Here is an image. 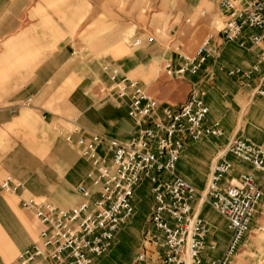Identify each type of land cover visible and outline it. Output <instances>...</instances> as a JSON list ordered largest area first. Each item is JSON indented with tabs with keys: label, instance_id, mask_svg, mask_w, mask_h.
<instances>
[{
	"label": "crops",
	"instance_id": "obj_1",
	"mask_svg": "<svg viewBox=\"0 0 264 264\" xmlns=\"http://www.w3.org/2000/svg\"><path fill=\"white\" fill-rule=\"evenodd\" d=\"M218 1L199 0L197 5L187 7L186 15L195 17L196 22L203 16L208 18L194 33L195 38L188 37L185 30L183 37L169 43L155 40L153 44H142L140 55L135 54L126 65L114 66L122 76L138 82L162 107L179 108L193 89L203 94L209 109L204 127L218 124L222 135L205 137L198 142L185 140L175 166V175L197 192L204 191L212 166L220 159L232 165L220 184L222 188L244 174L259 177L250 165L225 154V150L234 139L255 145L264 140V97L254 93L264 78V68L260 67L249 79L228 75L233 70L251 69L264 52L258 47L241 48L237 42H223L218 34L220 27L217 28L206 12L209 9L216 13L221 26ZM57 2L0 0V183L11 176L23 186L15 195L0 190V264H6L11 254L5 239L17 241L14 230L20 222L16 209L28 214L20 209V199L41 198L67 210L82 201L75 188L85 182L90 166L80 157L77 147L64 140L71 122L87 138L96 134L121 143L137 131L136 124L128 117V101L118 103L104 92L110 86L103 72V67L109 66L104 59L109 56L97 63L88 59L89 54L82 57L79 51L84 34L79 28L89 15L91 5L85 2L89 9L82 6L79 14L78 0H68L69 6L63 13ZM201 6L205 11L198 13ZM256 34L257 31L244 32L246 46H249L248 38ZM207 37L211 38V54L197 75L174 80L179 82L165 76L167 62L176 70L183 57L193 56ZM115 51L121 54L120 48ZM95 65H99L100 77L83 74ZM76 138L74 135L73 139ZM132 205L134 216L119 229L111 249L93 259L92 264H131L140 253L145 255L146 264H163V238L149 221L152 198L147 181L136 189ZM191 207L207 225L205 244L215 245L214 251L205 250L201 255L200 264H210L226 249L230 239L228 225L207 203L200 204L196 199ZM15 258L9 264H15ZM231 264H264V199Z\"/></svg>",
	"mask_w": 264,
	"mask_h": 264
},
{
	"label": "built area",
	"instance_id": "obj_2",
	"mask_svg": "<svg viewBox=\"0 0 264 264\" xmlns=\"http://www.w3.org/2000/svg\"><path fill=\"white\" fill-rule=\"evenodd\" d=\"M218 10L222 19L218 34L223 42H237L241 48L258 47L264 52V0H219ZM246 30L258 32L248 38L249 46L243 38ZM210 41L207 37L193 56L183 57L176 70L167 62L165 76L180 80L185 75H197L211 54ZM139 45L140 40H135L132 47ZM260 67L264 68V54L251 69L233 70L228 75L249 79ZM103 72L110 83L104 92L118 103L128 101V117L137 131L121 143L96 134L87 138L74 122L69 124L64 140L74 144L90 166L85 182L75 188L82 201L67 210L41 198L20 199V209L36 223L37 236L17 254L15 264H92L111 249L119 229L134 216L132 199L144 181L150 184L152 198L149 221L163 238V264H200L205 250H215L214 244H205L207 225L192 212L191 203L196 199L224 218L230 232L223 255L210 264H231L264 199V140L255 145L234 139L225 150V154L250 165L259 177L244 174L222 188L220 184L232 165L220 159L212 166L204 191L197 192L175 175V166L185 140L198 142L222 135L218 124L204 127L209 109L203 94L193 89L179 108L162 107L119 69L105 66ZM254 93L264 97V78ZM22 188L11 176L0 183L5 194H18ZM131 264H146L145 255L138 254Z\"/></svg>",
	"mask_w": 264,
	"mask_h": 264
},
{
	"label": "rangeland",
	"instance_id": "obj_3",
	"mask_svg": "<svg viewBox=\"0 0 264 264\" xmlns=\"http://www.w3.org/2000/svg\"><path fill=\"white\" fill-rule=\"evenodd\" d=\"M57 5L66 13L69 6L68 0H58ZM199 0H78L79 14L83 7L87 8V2L91 5L89 15L80 26L83 37L81 38L82 57L89 54L88 59H94V62L102 63V58L109 66H120V63L126 65L135 54H141L139 48L142 44L151 43L155 40L158 43L172 42L177 37H183V32L188 30V37L195 38L194 33L199 27L205 25L207 17L203 16L200 22L196 18L188 17L187 7L197 5ZM83 6V7H82ZM204 6L198 8L197 12L205 11ZM207 15L211 17L212 22H216L220 27L216 13L207 9ZM191 18V22H187ZM210 20V21H211ZM189 39V38H188ZM135 40H140L138 47H132ZM109 48V50L107 49ZM120 48L121 54H117L115 49ZM125 57L124 59H122ZM122 59L121 62L118 60ZM99 65L88 68L83 74H96L100 77ZM92 74V75H93ZM174 81V80H173ZM179 82V81H174ZM105 83V79H102ZM99 87V84H98ZM215 98H211L214 102ZM105 101V100H104ZM20 225L15 228L17 232V241L11 242L5 239L11 254L6 260V264L11 263L19 250L31 241H35L37 227L31 216L23 213L19 209L15 211ZM24 214V215H21ZM5 217V216H4ZM146 218V214H145Z\"/></svg>",
	"mask_w": 264,
	"mask_h": 264
},
{
	"label": "bare ground",
	"instance_id": "obj_4",
	"mask_svg": "<svg viewBox=\"0 0 264 264\" xmlns=\"http://www.w3.org/2000/svg\"><path fill=\"white\" fill-rule=\"evenodd\" d=\"M189 263V262H188Z\"/></svg>",
	"mask_w": 264,
	"mask_h": 264
}]
</instances>
